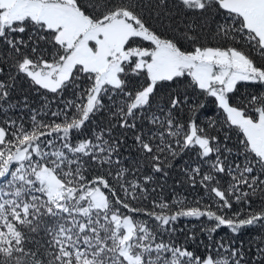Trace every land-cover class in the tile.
Instances as JSON below:
<instances>
[{"label": "snow or ice", "instance_id": "snow-or-ice-1", "mask_svg": "<svg viewBox=\"0 0 264 264\" xmlns=\"http://www.w3.org/2000/svg\"><path fill=\"white\" fill-rule=\"evenodd\" d=\"M256 56L264 0H0V264H264V235L252 259L242 241L212 239L264 226V200L252 208L264 198V94L235 97L239 82L264 84ZM21 76L55 99L13 101ZM104 112L107 125L74 141ZM117 127L143 157L130 167ZM193 150L180 170L205 197L133 206ZM141 167L151 174L127 178ZM234 203L247 210L228 215ZM181 218L213 222L201 231L215 257L173 239Z\"/></svg>", "mask_w": 264, "mask_h": 264}, {"label": "trees", "instance_id": "trees-1", "mask_svg": "<svg viewBox=\"0 0 264 264\" xmlns=\"http://www.w3.org/2000/svg\"><path fill=\"white\" fill-rule=\"evenodd\" d=\"M183 13L181 16L178 17V21L181 22L185 19ZM191 19H195L194 16ZM154 27H163L164 24L172 25L173 22L168 20H163L162 22H158L153 20L152 21ZM211 40L212 43H215V40H212V37L209 35V32L206 30L202 33V41L204 43H208ZM144 46H149L148 42L144 43ZM255 55V54H254ZM258 63H264V60L256 56ZM6 78V77H5ZM264 94V84H260L258 82H239L237 85V91L235 93L236 99L240 100L244 97H247L249 94ZM163 95V92H161ZM28 97V103L31 107L40 108L44 105V98L46 97L48 101H53L55 99L54 94L48 93L46 90L37 91V86H32L29 80L25 79L24 77H18L15 80V88L12 92V100L13 101H23V98ZM52 108L56 107V104L49 105ZM208 108L213 109L214 105L209 102ZM219 114V113H217ZM14 118L16 115H23L25 120L27 121L28 113L27 111H21L17 109L16 112L13 114ZM3 119V116L0 115V120ZM110 117L107 112L97 114V116L92 118L91 123L87 124L86 128L83 130L82 135L80 133H74V141L76 138L82 139L84 137H88L92 135L93 130H98L97 126L103 127L108 124ZM133 133L130 131H125L120 128L113 129V136L124 137L125 143L121 147L120 157L123 162L124 167H130L131 163H134L137 159L143 160L142 156L137 155L136 145L133 140ZM107 138V137H106ZM236 143V137L233 135L231 144ZM230 144V146H231ZM195 159V150L191 152H187L184 156H182L179 160L172 162V167L170 170H167V175L163 174H155L153 177V182L147 187L155 188L156 191L150 193L148 201L143 203L134 202L133 206H138L142 208H151L152 205L150 201H169L170 203H174L177 199H182L184 197L187 198V202L193 201L196 198L205 197L204 190L197 186L195 189L188 186L186 181V177L181 173V168L186 167L187 164L192 163ZM113 171L116 170L119 166L113 165ZM204 170H207L206 168ZM103 174V171L97 170V172L93 173V175ZM144 174H151L148 172L146 167H141L140 172L136 173V176L129 175L127 178L129 180L136 179ZM111 183L115 184V180H111ZM179 182V183H178ZM119 194V193H118ZM253 204L252 208L254 210L259 211L262 206V200L264 198L253 197ZM210 201L206 198L200 200L201 206L208 205ZM175 210V208H173ZM215 210V208H213ZM240 210H247L244 205H237L233 204L232 210L228 213L231 215L232 212L240 211ZM144 217H137V219H143ZM211 221H208L206 218L196 219V218H181L175 227L177 229H183V232L177 231L175 237V241L178 244H185L190 251H193L195 255L198 256H205V255H213L216 256V250L214 248L208 247L209 240L208 235L206 232L201 231V227H211ZM195 234V240H186L185 237L191 234ZM262 235H264V226H251L248 228L243 229L239 235H233L227 227L222 226L217 233L213 235V240H219L223 238L225 241H235L237 245H240L241 241L243 242V248L249 259H252L254 254L256 253L255 249V241L258 240ZM168 237L165 236V240ZM253 244L251 250H249V243ZM218 258V257H217Z\"/></svg>", "mask_w": 264, "mask_h": 264}]
</instances>
